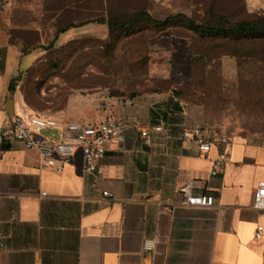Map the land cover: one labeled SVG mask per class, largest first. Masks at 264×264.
<instances>
[{
    "label": "crops",
    "instance_id": "1",
    "mask_svg": "<svg viewBox=\"0 0 264 264\" xmlns=\"http://www.w3.org/2000/svg\"><path fill=\"white\" fill-rule=\"evenodd\" d=\"M216 1L148 0L146 9L157 21L195 19L205 5L210 13ZM243 3L249 15L264 12V0ZM83 33L82 27L71 29L61 44ZM165 35L167 41L174 37ZM46 56V49L25 52L10 44L0 31V138L24 114L61 125L117 121L123 132L95 173L85 171L81 152L55 172L43 165L38 150L17 141L0 143V264H264V211L254 208L264 183V135L229 136L195 126L230 142L217 143L203 156L185 142L178 128L189 117L169 96L103 91L71 95L62 109L42 107L53 102L54 90H39L30 80ZM154 126L168 134L151 132L148 144L141 133ZM42 136L58 143L63 130L47 129ZM219 160L223 167L213 176ZM190 184L194 194L213 196L214 206H186L182 190Z\"/></svg>",
    "mask_w": 264,
    "mask_h": 264
},
{
    "label": "rangeland",
    "instance_id": "2",
    "mask_svg": "<svg viewBox=\"0 0 264 264\" xmlns=\"http://www.w3.org/2000/svg\"><path fill=\"white\" fill-rule=\"evenodd\" d=\"M232 2L216 1L211 14L205 5L195 20L230 27L257 18L246 13L243 2ZM148 5V0H6L0 31L25 52L46 49L30 80L39 90H54L53 102L42 107L62 109L71 95L103 91L132 98L158 94L172 97L189 117L178 128L182 134L201 125L229 136L264 135V36L190 38L179 20L169 32L145 21L133 34L110 33L107 24L98 23L128 21ZM71 25L82 27L83 35L61 44L59 33ZM167 34L174 37L161 38Z\"/></svg>",
    "mask_w": 264,
    "mask_h": 264
},
{
    "label": "built area",
    "instance_id": "3",
    "mask_svg": "<svg viewBox=\"0 0 264 264\" xmlns=\"http://www.w3.org/2000/svg\"><path fill=\"white\" fill-rule=\"evenodd\" d=\"M6 0H0V15ZM47 129H62V140L58 143L51 142L42 136ZM123 132V126L117 121H106L92 125L82 121H72L59 124L54 119L38 114H24L17 116L12 128L0 138V143L17 141L21 142L26 149L38 150L42 163L45 167L62 172L66 166L72 164L78 152L84 159V168L88 173L98 171L101 162L105 159L109 146L116 137ZM151 132L167 135L168 130L164 126H154L142 131L141 136L149 144ZM185 142L197 147L203 156L208 155L217 144L228 145L226 136L214 138L201 127L188 129L183 134ZM223 167L221 160L217 161L213 168V176H217ZM184 204L188 207H213L215 198L211 195H196L193 185L190 184L182 190ZM108 197V193H104ZM254 208L264 211V183L260 184L254 196ZM262 228H258L256 239L262 237ZM0 246H2L0 239ZM148 243L147 247L150 248Z\"/></svg>",
    "mask_w": 264,
    "mask_h": 264
},
{
    "label": "trees",
    "instance_id": "4",
    "mask_svg": "<svg viewBox=\"0 0 264 264\" xmlns=\"http://www.w3.org/2000/svg\"><path fill=\"white\" fill-rule=\"evenodd\" d=\"M239 2H243V0H234L231 6H236ZM244 4V3H243ZM215 4L212 5L210 14L214 12L213 8H215ZM246 11V10H245ZM247 13V12H246ZM138 16L135 18H132L125 22H117L110 20L108 22H98L100 24H107L110 33H113L115 31H120L122 33H136V28L139 25L144 24L145 21L151 22V24H154L156 27L161 28L162 30L172 28L177 26L176 21H181V24L183 26H186L187 30L192 31L197 34V36H200L201 38L206 37H226V38H238V37H259L264 36V16L258 15L256 19L253 20H243L236 22L235 24L230 25V27H227L223 25L221 22H217L214 25L212 24H205L196 21L195 19H190L186 16L180 15L177 17H171L164 21H157L155 20L150 13L147 11V9H144L143 11L139 12L137 14ZM183 21V22H182ZM91 23V22H90ZM89 23V24H90ZM180 24V23H179ZM79 26H68L65 29H63L59 34L63 35L70 31L71 29L77 28ZM231 57H235L236 55H228ZM20 81V78L15 79L11 84V90H15L17 83Z\"/></svg>",
    "mask_w": 264,
    "mask_h": 264
}]
</instances>
